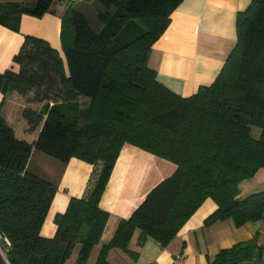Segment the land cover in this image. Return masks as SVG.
<instances>
[{
  "label": "trees",
  "instance_id": "obj_1",
  "mask_svg": "<svg viewBox=\"0 0 264 264\" xmlns=\"http://www.w3.org/2000/svg\"><path fill=\"white\" fill-rule=\"evenodd\" d=\"M52 1L0 3V24L17 30L23 13L40 16ZM181 1L99 0L101 30L70 4L61 24L64 59L46 40L25 36L14 57L18 69L0 73V91L25 96L22 117L29 130L40 129L30 142L0 117V264H87L109 218L99 201L125 143L174 170L118 222L94 264H109L113 248L128 250L136 229L140 241L167 245L207 198L216 209L205 225L264 219V190L239 198V184L264 168V0L238 12L237 41L223 67L189 96L163 85L147 64ZM132 29L138 33L125 37ZM33 150L100 165L86 195L56 214L51 237L40 231L56 187L27 170ZM246 262L264 264L256 237L220 249L206 264Z\"/></svg>",
  "mask_w": 264,
  "mask_h": 264
},
{
  "label": "crops",
  "instance_id": "obj_2",
  "mask_svg": "<svg viewBox=\"0 0 264 264\" xmlns=\"http://www.w3.org/2000/svg\"><path fill=\"white\" fill-rule=\"evenodd\" d=\"M33 3L36 0H0V3ZM251 0H182L170 14L164 32L154 41L147 64L156 72L157 79L171 91L181 95L194 94L199 86L209 85L223 67L237 41L236 17L247 8ZM70 4L95 12V28L103 24L97 16L103 6L99 0H53L49 9L40 16L23 13L18 29L0 24V73L18 69L14 57L19 52L26 35L46 40L64 59L61 43L62 15ZM11 93V92H10ZM26 101L14 94L0 91V117L22 139L33 141L40 126L29 130L22 117ZM36 159L37 166L31 169ZM100 165H92L76 157L59 161L33 150L27 170L52 182L56 192L47 212L41 234L54 235L57 225L54 217L63 213L72 197H84ZM174 165L135 145L125 143L114 162L99 206L109 213L99 244L95 245L87 264H94L100 247L114 234L121 219L130 216L147 191L168 176ZM239 198L264 190V168L252 178L239 184ZM216 209L207 198L189 217L175 237L162 245L151 237L140 241L136 229L128 250L113 248L108 253L109 264H206L220 249L256 237L264 245V219L236 226L232 219L205 225V218ZM68 264H72V260ZM242 264H253L246 262Z\"/></svg>",
  "mask_w": 264,
  "mask_h": 264
},
{
  "label": "rangeland",
  "instance_id": "obj_3",
  "mask_svg": "<svg viewBox=\"0 0 264 264\" xmlns=\"http://www.w3.org/2000/svg\"><path fill=\"white\" fill-rule=\"evenodd\" d=\"M78 9H80L87 16V18L90 20L91 24L95 27V23H96L95 12L92 10V8H89L87 10H84V9H81V8H78ZM132 30H134V29H132ZM137 33H138V30L135 29L133 32H130V33L126 34L125 37L130 38V37L136 35ZM13 94L15 96H17L19 98L21 97V99L25 100V96L20 95L17 92L9 93V95H13ZM80 101H81L82 107L84 108L86 106V103H87L86 100L85 99H83V100L81 99ZM34 106L37 107V108H40V105L34 104ZM251 134H252L253 137H258L259 134H260V129L257 128V127H253L252 131H251ZM42 154H44V153H42ZM36 166H37V161H36V159H34V161L32 160V162H31V169H34V167H36ZM69 262H70V260L66 264H68Z\"/></svg>",
  "mask_w": 264,
  "mask_h": 264
},
{
  "label": "built area",
  "instance_id": "obj_4",
  "mask_svg": "<svg viewBox=\"0 0 264 264\" xmlns=\"http://www.w3.org/2000/svg\"><path fill=\"white\" fill-rule=\"evenodd\" d=\"M262 246H264V245H262Z\"/></svg>",
  "mask_w": 264,
  "mask_h": 264
}]
</instances>
